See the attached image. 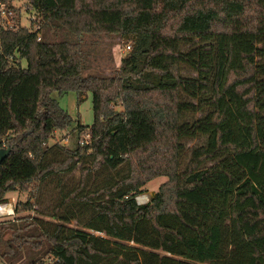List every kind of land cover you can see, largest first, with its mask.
<instances>
[{
  "label": "trees",
  "instance_id": "1",
  "mask_svg": "<svg viewBox=\"0 0 264 264\" xmlns=\"http://www.w3.org/2000/svg\"><path fill=\"white\" fill-rule=\"evenodd\" d=\"M26 1L45 32L0 28V207L28 195L0 220V261L264 264V0ZM51 29L131 49L85 76L83 44ZM55 92L92 94L73 149L50 145L74 123Z\"/></svg>",
  "mask_w": 264,
  "mask_h": 264
},
{
  "label": "rangeland",
  "instance_id": "2",
  "mask_svg": "<svg viewBox=\"0 0 264 264\" xmlns=\"http://www.w3.org/2000/svg\"><path fill=\"white\" fill-rule=\"evenodd\" d=\"M6 12L3 16L2 11ZM0 21L5 24L0 28L6 31H17L21 28H28L31 31L45 32V28L42 25V17L33 9H31L28 1L26 0H6L0 1ZM41 28L39 29V27ZM49 39L52 41H60L67 39L71 42H81L83 44L84 52L86 54V69L84 75H96V76H114L121 66V61L128 55L130 50L126 47L131 45V41H127L118 36H105V35H84L82 38H78L75 35H71L66 31L54 30L48 33ZM40 39L43 37L40 36ZM23 66H26V62H22ZM185 74H189L185 72ZM53 98H55L62 109H64L74 120L73 128L70 130L57 131L55 138L50 142V145L55 143H61L68 148H75L76 142L80 140L78 138L77 131L75 129L78 124L85 126H92L94 122V112H93V98L92 94L88 93L85 96V101L78 102V94L75 92H68L65 94H59L57 92L53 93ZM118 110H123L121 106L117 108ZM199 116V115H198ZM87 140L89 138L87 137ZM206 139L204 137L198 138L192 141H186L185 151L182 155V167L183 170L192 155V151L203 145ZM168 181V177H158L150 181L145 187L144 192L138 196V201L140 198H147L145 202L140 204H147L151 198L159 191V188ZM14 197V198H13ZM12 199V203L15 207L17 202L25 201L28 198L27 194H13L8 197V200ZM10 202V201H9ZM2 207V206H1ZM5 209V208H4ZM2 209V210H4ZM12 217H0V220H7ZM75 226V223L72 224ZM96 236L106 237L104 234L94 233ZM24 264L26 260L23 261ZM0 264H5L0 261Z\"/></svg>",
  "mask_w": 264,
  "mask_h": 264
},
{
  "label": "crops",
  "instance_id": "3",
  "mask_svg": "<svg viewBox=\"0 0 264 264\" xmlns=\"http://www.w3.org/2000/svg\"><path fill=\"white\" fill-rule=\"evenodd\" d=\"M11 195H13V194H11ZM13 198H11V200H9L10 202H8V204L5 205L6 208L4 210H2V209L0 210V217L1 218L14 216V205L12 203Z\"/></svg>",
  "mask_w": 264,
  "mask_h": 264
},
{
  "label": "water",
  "instance_id": "4",
  "mask_svg": "<svg viewBox=\"0 0 264 264\" xmlns=\"http://www.w3.org/2000/svg\"><path fill=\"white\" fill-rule=\"evenodd\" d=\"M10 151H11L10 148L0 150V169H1V166L4 163V161L8 158ZM137 202H138V200H137ZM138 204L141 205L139 202H138Z\"/></svg>",
  "mask_w": 264,
  "mask_h": 264
},
{
  "label": "built area",
  "instance_id": "5",
  "mask_svg": "<svg viewBox=\"0 0 264 264\" xmlns=\"http://www.w3.org/2000/svg\"><path fill=\"white\" fill-rule=\"evenodd\" d=\"M2 14H3V16H5L6 15V12L3 10L2 11ZM0 25L1 26H5V24L4 23H2V21H0ZM41 27H39V29H40ZM39 40H40V38H39ZM126 49L127 50H130L131 49V47H130V45H128L127 47H126ZM138 200V199H137ZM139 202V201H138ZM140 203V202H139ZM2 208L0 207V210H1Z\"/></svg>",
  "mask_w": 264,
  "mask_h": 264
},
{
  "label": "bare ground",
  "instance_id": "6",
  "mask_svg": "<svg viewBox=\"0 0 264 264\" xmlns=\"http://www.w3.org/2000/svg\"><path fill=\"white\" fill-rule=\"evenodd\" d=\"M146 199H147V198H143V197H142V198L139 199V201H140L141 203H143V202L146 201ZM1 208L4 209V208H6V207H5V205H3Z\"/></svg>",
  "mask_w": 264,
  "mask_h": 264
}]
</instances>
